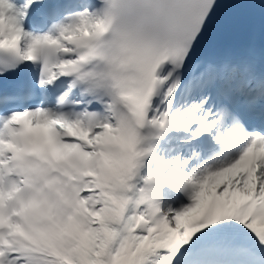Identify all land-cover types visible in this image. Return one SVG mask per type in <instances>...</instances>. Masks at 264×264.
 <instances>
[{
	"label": "snow or ice",
	"instance_id": "snow-or-ice-1",
	"mask_svg": "<svg viewBox=\"0 0 264 264\" xmlns=\"http://www.w3.org/2000/svg\"><path fill=\"white\" fill-rule=\"evenodd\" d=\"M0 264H264V0H0Z\"/></svg>",
	"mask_w": 264,
	"mask_h": 264
}]
</instances>
